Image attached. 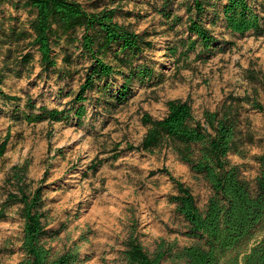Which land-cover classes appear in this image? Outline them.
Segmentation results:
<instances>
[{"label":"rangeland","instance_id":"rangeland-1","mask_svg":"<svg viewBox=\"0 0 264 264\" xmlns=\"http://www.w3.org/2000/svg\"><path fill=\"white\" fill-rule=\"evenodd\" d=\"M23 0H0V91L19 101L0 97V143L8 149L0 160V211L10 193L42 188L46 240L53 257L73 251L76 264H126V245L137 240L153 256L168 251L162 264H186L181 251L199 241L187 235L189 225L171 197L178 194L168 171L184 183L206 210L212 195L209 184L194 174L168 146L153 153L141 151L148 127L146 115L163 119L171 100L191 102L193 115L204 122L205 112L233 106L240 114V151L229 156L255 191L264 153V1L253 4L261 17V31L245 35L227 30L223 8L227 0H210L202 23L214 39L205 49L188 32L193 0H72L89 12L120 10L117 21L153 43L136 57L114 47L105 58L116 68L98 80L82 103H75L91 67L81 50L83 29L66 35L54 56L57 66L45 72L31 46L30 23L36 12L16 7ZM24 35V36H23ZM31 55L28 62L23 60ZM153 71L121 91L130 66ZM31 102V105L28 103ZM83 105L85 115L76 110ZM42 109L66 111L63 121L29 122ZM15 168L22 174L16 175ZM24 221L20 206L5 211L0 220V264H23ZM262 232L220 264H243L245 255L261 240Z\"/></svg>","mask_w":264,"mask_h":264},{"label":"trees","instance_id":"trees-1","mask_svg":"<svg viewBox=\"0 0 264 264\" xmlns=\"http://www.w3.org/2000/svg\"><path fill=\"white\" fill-rule=\"evenodd\" d=\"M128 0H111L122 3ZM255 0H227L223 8L227 30L233 34L245 35L261 31V17L253 4ZM264 1V0H263ZM210 0H193L188 8L190 17L188 32L195 35L205 49L212 47L214 39L202 23ZM15 6L36 12L30 23L32 34L31 46L36 48L41 57L45 72L57 66L54 46L66 35L83 29L81 50L87 54L91 67L85 83L75 97V103L84 102L87 93L96 88L101 79L110 78L116 68L106 62L110 50L118 47L122 54L136 57L153 48L147 41V35L136 33L129 26L117 21L118 8H104L89 12L80 3L72 0H23ZM24 36V35H23ZM31 55L23 57L30 61ZM124 64H128L125 62ZM129 65V64H128ZM126 76L122 93L126 94L135 79H149L153 71L147 67L134 69ZM5 100L19 101L0 91ZM31 105V102L28 103ZM167 115L160 120L146 115L143 123L148 132L139 147L141 151L153 153L164 146L174 150L179 159L190 170L200 175L209 184L212 195L206 210L197 206L191 190L176 180L171 173L163 171L174 182L178 194L171 197L176 210L189 225L188 236L197 239L198 244L184 248L180 257L186 264H220L229 252L235 251L250 242L258 232L263 236L248 252L243 264H264V153L258 157L260 173L255 181L256 189L245 180L238 166L231 164L229 156L240 151V114L233 107H226L221 112H205L204 122L197 121L193 115L191 102L188 100H171L167 103ZM255 109L264 113V107L256 104ZM39 115H28L29 122L63 121L66 111L41 110ZM86 109L81 105L76 116L81 119ZM8 149V140L0 143V160ZM16 175L22 170L15 168ZM20 206V215L24 221L23 251L26 259L23 264H76L78 254L73 251L53 257L46 240L50 236L45 219V201L42 188L30 193L19 188L17 193H10L4 208L0 211V220L5 218L6 209ZM168 251L161 247L153 256L135 239L126 245V264H162Z\"/></svg>","mask_w":264,"mask_h":264}]
</instances>
